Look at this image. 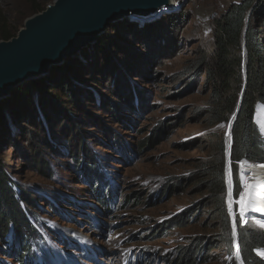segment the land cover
<instances>
[{
	"label": "rangeland",
	"instance_id": "rangeland-1",
	"mask_svg": "<svg viewBox=\"0 0 264 264\" xmlns=\"http://www.w3.org/2000/svg\"><path fill=\"white\" fill-rule=\"evenodd\" d=\"M240 1L174 0L177 10L113 21L101 35L120 38L131 53L114 49L104 67V58L92 50L99 35L67 58L80 67L77 104L54 108L48 121L42 108L38 117L22 115L14 122L9 116L10 132L0 149L15 189L33 200L20 206L34 230L28 253L19 258L23 241L11 228L0 240V264H233L236 252L220 241L230 236L237 251L241 229L264 232V213H244L243 223L236 203L238 187L244 191L243 167L264 165V103L255 116L262 159L229 164L234 210L228 232L199 181L218 155L216 146H228L230 123L211 124L206 74L196 75L193 67L213 48L214 18ZM25 7V0H0V16L8 22ZM172 12L178 13L174 25ZM126 20L160 25L154 30L162 31L164 41L161 35L135 41L111 27ZM199 241L209 247L208 259L197 252L195 262L181 261L184 248ZM258 254L264 259V250Z\"/></svg>",
	"mask_w": 264,
	"mask_h": 264
},
{
	"label": "trees",
	"instance_id": "trees-1",
	"mask_svg": "<svg viewBox=\"0 0 264 264\" xmlns=\"http://www.w3.org/2000/svg\"><path fill=\"white\" fill-rule=\"evenodd\" d=\"M50 1L25 0L26 7L20 11L17 17L6 22L5 18L0 16V40H8L14 37L25 18L43 11ZM250 8L252 12L248 18ZM177 15L178 13L174 12L168 15L172 25L176 23ZM177 20L181 21L180 19ZM247 22V29L244 30ZM111 27H116L115 30L120 31L123 29L124 33L134 37L135 41L140 40L141 37L149 40V38L160 35L162 41L165 38L162 31L156 32L154 30L156 27L159 29L160 25H153L152 23L140 26L133 20H126L113 24ZM106 32H109V29ZM212 32V50L205 52L193 67V70L196 69L197 71L196 75L201 72L206 74V84L210 91L207 114L212 125L222 122L230 123L237 111L236 108L246 82L243 68L244 60L247 61L246 92L241 100V110L234 123L230 143V162L232 161L233 166L236 167L243 160L257 161L263 157L262 148L256 137L255 116L257 105L264 103V0H241L232 3L223 13L214 18ZM111 35L106 38L101 35L100 41L92 49L95 54L98 53L104 58L103 65L107 68L114 49H123L131 53L129 46H122L120 38ZM148 45L149 43L144 46L147 47ZM244 48L247 50L246 55ZM68 59L62 65L54 66L51 70V76L32 79L26 83V86L23 84L18 86L13 97L0 100V142L2 137L10 132L9 126L12 121L16 122L22 118V115L38 117L39 110L42 108L46 116L45 120L48 121V115L50 116L55 110L54 108L63 111L62 108L68 102L74 104L79 102L76 80L81 77L80 67L73 63L74 60L71 62ZM81 66L84 67V63H81ZM192 72L191 70L188 75ZM34 93L38 95L37 101L34 99ZM59 94L63 95L66 101L62 100ZM16 103L21 105L23 103L25 107L17 108ZM9 116L12 118L11 123ZM148 141H153V139L148 138ZM216 147L218 148V155L210 165L205 167L206 172L201 174L202 179L199 176V181L201 180L202 187L210 193L220 217V225L228 232L232 228L229 207L227 206L229 194L227 183L228 148L225 142H221ZM93 168L91 173L94 177L99 176L101 180V175ZM20 192L19 194L15 189L0 149V240L4 242L7 233L13 228L12 232L23 241L20 249L21 254H19V258H22L30 248L31 239L28 236H32L34 228L27 219L25 210L20 206L22 201L31 204L33 200L26 192L22 190ZM239 192H241V188L238 187L237 196H239ZM181 218L184 220V217ZM178 220L181 219L177 218L174 222L177 223ZM25 229L29 235H23ZM241 236L239 249L244 263L264 264V259L258 254V250H264V232L259 235L253 231L245 233V230L241 229ZM227 237L226 242L220 241V243L228 245L231 253L234 254L237 252L234 240L230 236ZM184 249H186L185 252L181 253L182 256L180 255L181 261L192 260L195 262L197 252H203L204 260L208 259L209 247L203 245L202 241ZM233 264H238V262L234 260Z\"/></svg>",
	"mask_w": 264,
	"mask_h": 264
},
{
	"label": "water",
	"instance_id": "water-1",
	"mask_svg": "<svg viewBox=\"0 0 264 264\" xmlns=\"http://www.w3.org/2000/svg\"><path fill=\"white\" fill-rule=\"evenodd\" d=\"M172 0H53L46 8L28 17L19 32L8 40H0V99L8 96L15 87L46 75L51 67L63 64L88 42L97 40L113 21L139 15L145 18L157 11H167ZM175 6V5H174ZM248 18L251 8L248 10ZM247 24L245 29H247ZM244 54H247L244 48ZM245 85L230 120L227 155V183L230 191V142L233 126L238 117L241 100L246 92L247 61L244 60ZM233 206V187L231 196ZM236 221V217H235ZM237 222V221H236ZM238 264L243 257L240 250ZM243 264L244 260H243Z\"/></svg>",
	"mask_w": 264,
	"mask_h": 264
},
{
	"label": "bare ground",
	"instance_id": "bare-ground-1",
	"mask_svg": "<svg viewBox=\"0 0 264 264\" xmlns=\"http://www.w3.org/2000/svg\"><path fill=\"white\" fill-rule=\"evenodd\" d=\"M175 4L177 3L172 0V5L168 6V8L165 9H173ZM138 16L139 15L135 14L132 17L139 18ZM261 166L262 165H251L250 163V165H246L245 167H243L244 183L245 181H247L250 185H252V188L250 189L252 195L249 198L250 207L247 211H245V213H248L251 210H257L261 213H264V167Z\"/></svg>",
	"mask_w": 264,
	"mask_h": 264
},
{
	"label": "snow or ice",
	"instance_id": "snow-or-ice-1",
	"mask_svg": "<svg viewBox=\"0 0 264 264\" xmlns=\"http://www.w3.org/2000/svg\"><path fill=\"white\" fill-rule=\"evenodd\" d=\"M241 167H243V162H241ZM261 167H264V165H262ZM229 174H230V191H229V195L231 196V169L229 171ZM252 188V185H250L247 181H245L244 183V191L243 192H239V196H240V199L238 201H236V203L239 204L240 206V218H241V221L243 223H247V221H244L243 217H244V213L245 211L248 210V208L250 207V204H249V198L250 196L252 195L250 189ZM231 206H232V201L231 199L229 200V209L231 210ZM234 215V220H233V230L235 232V229H236V221H235V214ZM237 258L239 259V252L237 253ZM241 264H243V261H241Z\"/></svg>",
	"mask_w": 264,
	"mask_h": 264
},
{
	"label": "clouds",
	"instance_id": "clouds-1",
	"mask_svg": "<svg viewBox=\"0 0 264 264\" xmlns=\"http://www.w3.org/2000/svg\"><path fill=\"white\" fill-rule=\"evenodd\" d=\"M51 3V2H50ZM179 7V5L175 4V6L173 7V9H169L167 10L168 12H170V10L174 11V10H177V8ZM163 12H166V11H163ZM32 16V15H31Z\"/></svg>",
	"mask_w": 264,
	"mask_h": 264
}]
</instances>
